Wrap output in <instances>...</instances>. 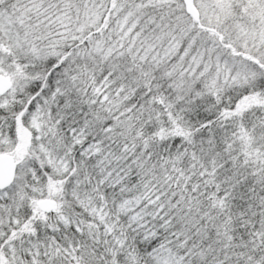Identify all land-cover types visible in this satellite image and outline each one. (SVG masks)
<instances>
[{
  "label": "snow or ice",
  "instance_id": "obj_1",
  "mask_svg": "<svg viewBox=\"0 0 264 264\" xmlns=\"http://www.w3.org/2000/svg\"><path fill=\"white\" fill-rule=\"evenodd\" d=\"M0 264H264V0H0Z\"/></svg>",
  "mask_w": 264,
  "mask_h": 264
}]
</instances>
